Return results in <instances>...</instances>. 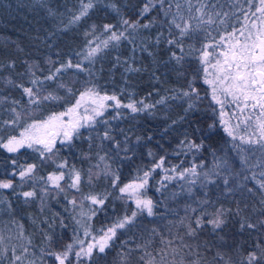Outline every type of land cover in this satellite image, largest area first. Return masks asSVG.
Segmentation results:
<instances>
[{"label":"snow or ice","instance_id":"6c2138e0","mask_svg":"<svg viewBox=\"0 0 264 264\" xmlns=\"http://www.w3.org/2000/svg\"><path fill=\"white\" fill-rule=\"evenodd\" d=\"M37 4L51 20L48 48L87 26L75 50L0 60V151L10 164L0 173V264H264V0ZM101 9L115 22L89 24ZM109 56L113 82L122 70L119 91L102 79ZM143 73L151 87L138 97L130 79ZM175 107L181 114L165 117L163 131L183 129L171 155L190 156L189 165L119 124ZM221 133L226 149L212 144ZM138 148L148 162L124 182L123 162ZM25 150L38 162H20ZM153 181L156 192L177 182L193 196L179 219L158 212ZM33 207L29 231L20 210Z\"/></svg>","mask_w":264,"mask_h":264},{"label":"trees","instance_id":"16d2710c","mask_svg":"<svg viewBox=\"0 0 264 264\" xmlns=\"http://www.w3.org/2000/svg\"><path fill=\"white\" fill-rule=\"evenodd\" d=\"M67 3L68 7L74 6V0H48V4L51 6L60 7L63 10V4ZM104 19L115 22L111 13L106 14V10H97V12L88 20V23L100 22ZM87 25L82 22L80 28L70 30L64 33L57 41L58 50L63 54L70 50H75L83 43V31ZM51 27V20L47 16L44 9L40 8L37 4V0H0V60H7L11 55L17 59V63L20 60L27 59L29 61L35 59H42L46 53H51L56 48H48L44 42V38L49 34ZM124 56L130 55L127 48L120 50ZM111 56H109L104 62V74L103 82L107 86L108 91H119L125 87L124 81L121 79V69H117L114 82L110 79L108 69L110 67ZM139 65V60L137 61ZM144 65L150 66L151 61L147 58L143 61ZM99 67V65L97 66ZM151 70V69H149ZM130 84L135 89L137 96H144L151 87V82L147 78V73L137 74L131 77ZM165 87L170 85H164ZM13 95H18V92L13 91ZM182 109L175 107L169 109L166 113L158 114L155 119L151 117H141L137 120H131V118L120 121L121 127L128 129L134 128L136 135H141L146 138L147 135L153 136L152 141H147L148 148H151L158 155L166 154L169 156V161L172 164H176L183 161L184 164L189 165L192 162L190 156H174L171 153L176 149L177 141L182 138L181 133L183 129L179 131H171L164 133L163 129L166 126V119L168 122L170 119H175L181 114ZM6 116V114H5ZM179 128V126H177ZM134 139V138H133ZM227 137L221 133L219 137H216L212 144L215 147L225 148L224 141ZM159 141V143H157ZM162 145V147H161ZM83 148H87V143L84 142L81 145ZM147 148H138L137 155L133 157L132 161H125L123 168L121 169V179L127 182L135 175V169L142 163L148 162L146 155ZM234 157L235 153H231ZM7 154L0 151V173L4 171L6 167H10L9 161L6 159ZM64 156V153H61ZM205 159L208 161V166H211L212 157L210 154H204ZM75 159V157H70ZM196 161H199L200 157L197 156ZM20 162H38L36 154L30 150H25L24 155L20 157ZM41 175L46 174L49 170V166H44L39 169ZM161 177L157 176L156 180ZM183 183V182H180ZM158 184L155 181L151 182V187L148 195L154 200L162 202L158 207V212L162 213L165 217L172 220L179 219L184 214V208L188 202H191L193 196L189 195L185 190L179 187L177 182H171L167 188H163L161 192H156L155 189ZM193 195L197 197H203L204 189H201L198 185L193 186ZM208 195L215 198L219 195V190L215 185H209ZM175 193V195H173ZM165 194L167 198H165ZM167 206V211L165 208ZM116 207L119 210L120 203H116ZM36 213L38 215V209L35 207L27 210H20V215L24 217V222L29 231H32V226L28 220L29 215ZM104 217H98L99 223L96 227H100L104 221ZM39 242V237H34V243Z\"/></svg>","mask_w":264,"mask_h":264}]
</instances>
